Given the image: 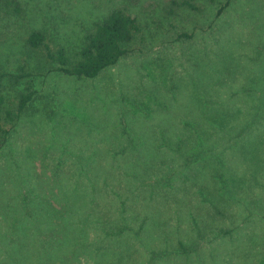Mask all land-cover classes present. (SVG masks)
Masks as SVG:
<instances>
[{
    "label": "rangeland",
    "instance_id": "obj_1",
    "mask_svg": "<svg viewBox=\"0 0 264 264\" xmlns=\"http://www.w3.org/2000/svg\"><path fill=\"white\" fill-rule=\"evenodd\" d=\"M19 1L21 14L0 13V69L25 65L37 94L0 150V264H45L69 202L95 237L84 234L89 250L114 263L119 250L126 264H264V0H197L203 11L174 15L165 0ZM118 6L140 32L96 78L56 71L25 45L42 30L78 51ZM196 135L204 148L181 153Z\"/></svg>",
    "mask_w": 264,
    "mask_h": 264
},
{
    "label": "trees",
    "instance_id": "obj_2",
    "mask_svg": "<svg viewBox=\"0 0 264 264\" xmlns=\"http://www.w3.org/2000/svg\"><path fill=\"white\" fill-rule=\"evenodd\" d=\"M225 6L227 7L228 5ZM182 8H190L198 12L203 11V8L197 3V0H165L162 3V9L168 15H174ZM11 11L16 14H21L22 8L20 1L0 0V13H8ZM221 13L222 10L218 12V16ZM139 32L140 27L137 19L128 12L126 7L118 6L112 9L103 20L94 23V25L86 31L83 46L78 51L68 53L64 47L52 46L48 35L42 30L31 31L24 42L26 47L32 52L43 55L49 63L56 65V71H60L69 77L77 79H93L98 77L104 70L116 65L119 60L130 51ZM181 37L190 38L188 34H182ZM256 64L260 72L257 79L259 78L261 89L264 91L263 53H261L260 58L256 60ZM252 82L254 84L257 83L254 79H252ZM21 86L22 91H18ZM8 90L16 91L17 93L11 98L7 94ZM36 94L37 91L33 81V74L25 65H20L16 71H8L4 68L0 69V150L7 143L11 130L20 123L23 114L29 109V105ZM258 96L257 94V98L262 105V111H260L258 116L264 117V94ZM215 115L218 117L226 114L222 111L217 112ZM197 116L200 117L199 114H197ZM220 119L222 120L223 117ZM261 124H263L264 129V122H261ZM203 128V126H198L199 130ZM183 133L184 131L181 132V135H183ZM204 133L205 132H202V134ZM186 135H188V131ZM196 139L197 141H192L190 143L180 142V144H178V150L184 153L183 150L189 147L188 149L191 148V151L195 152L197 155L198 149L200 147L204 148V146L201 144L203 141L201 135H196ZM254 141V138L249 139V142ZM187 154V160L190 161L191 156L189 152H187ZM129 161L136 173H143L142 170L136 167V164L138 165L142 162L140 157L131 158ZM174 161H176V158L169 159V163ZM232 168L233 167H231V169ZM76 208L79 209V212H76ZM64 212L66 221L62 219V223L58 222L55 224L56 228L53 226L54 231L53 240L51 242L52 248L49 250L50 253L48 254L47 252V254L41 255H46L44 256L46 262L44 261V257L41 258L39 256L45 264H73V262L69 260L70 257H79L82 252L87 253L89 256H94L93 264H126V261L131 256L130 253H126L123 257H120L118 253H121V251L116 250L117 252L114 253L116 263H114L108 258L107 253L102 252L93 254V252L89 250L90 246L87 244L88 240L91 242L95 237L92 236V233L89 231V238L85 224L79 218L81 213L79 206L76 207L75 204L69 202V204H65ZM146 226H148V223L143 224L141 230H144ZM123 229L124 228L119 232L122 235L125 233ZM85 232L88 240L84 239ZM119 238L122 239V241L123 239L127 241L128 236ZM179 247L182 253L186 251L181 241L179 242ZM102 248L104 250H109L114 248V245L105 244ZM38 253L42 254L40 249ZM48 256L50 257V261H48ZM39 257H37V261Z\"/></svg>",
    "mask_w": 264,
    "mask_h": 264
}]
</instances>
